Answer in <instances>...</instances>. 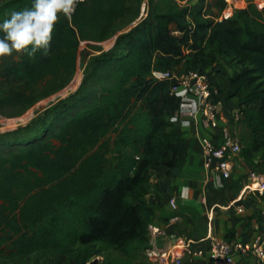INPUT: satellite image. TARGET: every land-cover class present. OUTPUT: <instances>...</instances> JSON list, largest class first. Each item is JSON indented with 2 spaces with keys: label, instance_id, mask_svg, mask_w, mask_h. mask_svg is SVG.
<instances>
[{
  "label": "trees",
  "instance_id": "1",
  "mask_svg": "<svg viewBox=\"0 0 264 264\" xmlns=\"http://www.w3.org/2000/svg\"><path fill=\"white\" fill-rule=\"evenodd\" d=\"M136 1L131 8L125 0H85L71 17L61 14L47 55L19 54L5 65L0 119L21 116L66 87L86 53L82 41L112 38L136 19ZM29 5L5 0L0 15ZM203 7L149 0L150 17L125 36L122 52L96 56L84 69L83 92L47 113L37 133L0 140L1 258L137 264L147 256L155 215L142 196L154 185L152 172L167 168L175 177L188 158L186 140L172 122L179 101L169 81L151 77L153 67L173 69L185 59L187 70L204 72L222 55L235 63L239 70L222 93L233 98L244 90L243 133L238 130L242 144L262 151L264 171V7L251 1L221 21L205 17ZM111 133V143L90 153Z\"/></svg>",
  "mask_w": 264,
  "mask_h": 264
},
{
  "label": "crops",
  "instance_id": "2",
  "mask_svg": "<svg viewBox=\"0 0 264 264\" xmlns=\"http://www.w3.org/2000/svg\"><path fill=\"white\" fill-rule=\"evenodd\" d=\"M209 7L212 10L215 7L214 2H211ZM189 53L190 51L186 52L187 57L190 56ZM18 55L13 52L8 59L13 61ZM8 59L4 64L10 62ZM184 65L185 59L172 68L182 70ZM208 70L216 83L228 89L230 78L239 67L222 55L219 63ZM255 105L259 106L260 100H256ZM237 107L242 106L237 104L234 98H226L222 113L225 116L229 115L231 110ZM172 122L186 140L188 147L186 164L175 177L167 176V168L161 172H152L154 185L149 193L142 196L154 211L153 225H160L167 231L166 237L158 239L156 250L171 255L177 251L182 264H211L209 248L212 239L249 241L264 231L261 220L264 191L255 192L244 188L251 181L250 173L253 170L264 173L261 167L262 151H255L243 143L238 165L231 177L223 179L216 176L213 179L208 177L203 165L204 158L199 140L201 137L214 136L215 129L200 115L193 117L174 112ZM172 197L177 198V210L170 206L169 200ZM172 215H176L178 220L166 226ZM189 239L193 242L186 247ZM200 250L203 251L202 254H198ZM171 255L168 260L161 256L149 258L159 260L162 264H173ZM253 262V256L235 255V264Z\"/></svg>",
  "mask_w": 264,
  "mask_h": 264
},
{
  "label": "built area",
  "instance_id": "3",
  "mask_svg": "<svg viewBox=\"0 0 264 264\" xmlns=\"http://www.w3.org/2000/svg\"><path fill=\"white\" fill-rule=\"evenodd\" d=\"M85 0H78L82 2ZM225 7L223 10L215 12L216 21L230 18L236 11L246 7L251 1H254L259 8L264 7V0H223ZM75 6V9L78 5ZM149 9V0H146ZM209 1H204L203 13L205 17L211 18L207 13L210 11ZM74 13V12H73ZM104 42V41H102ZM97 42V43H102ZM80 60L73 79L79 77L77 74ZM151 77L159 81H169L171 84V95L179 101V108L176 111L178 115H190L193 117L202 116L211 127L215 129L212 137H201L199 140L203 152V165L208 173V177L216 176L223 179L231 177L235 167L238 165V158L242 152L243 146L239 134V121L241 119V108L237 107L231 110L229 115L222 113L225 95L222 93V87L216 83L209 70L204 72L199 70H161L152 68ZM72 79V80H73ZM71 80V81H72ZM251 181L245 185V189L255 192L264 191V173L253 170L250 173ZM173 210L178 209L177 198L172 197L169 200ZM176 215L170 216L166 226L176 222ZM261 220L264 227V209L261 212ZM151 248L147 250L148 257L161 256L168 260L171 253L156 250V243L160 237H166L167 231L160 225L149 226ZM193 240L189 239L186 247L190 246ZM203 251H198L202 254ZM253 256V264H264V231L258 237L249 241H228L212 239L209 255L211 264H235V255ZM173 264H182L177 251L171 255Z\"/></svg>",
  "mask_w": 264,
  "mask_h": 264
},
{
  "label": "rangeland",
  "instance_id": "4",
  "mask_svg": "<svg viewBox=\"0 0 264 264\" xmlns=\"http://www.w3.org/2000/svg\"><path fill=\"white\" fill-rule=\"evenodd\" d=\"M5 0H0V4L4 2ZM205 0H191V3L193 5H196V7L200 8L202 7V3H204ZM209 6L211 2H214L215 7L210 11H208V15L211 17L210 19L216 21V11H220L219 7V1L220 0H208ZM136 0H125V5H129L131 8L136 5ZM208 6V7H209ZM210 8V7H209ZM217 10H216V9ZM218 12H216L218 14ZM136 19L128 24L126 27L122 28L120 31L116 33L112 38H109L105 40L102 43L97 42H88V41H82L80 45V50H86L85 55H82V60H80L79 67L77 74L79 77L76 79L74 78L66 87L63 89H60L53 93L52 95L42 99L39 101L35 106L27 110L23 115L13 117V118H3L0 119V140L1 139H13L16 136L20 137H29L30 135L37 133L40 130V126L44 124L45 118L47 116V113L49 117L53 112L57 109V107L61 106L62 103L71 100L76 94L83 92L84 86L82 85L86 68L87 70L92 65V61L96 56H99L101 54H109V55H118L123 50V45L125 41V36L128 35L130 32L135 30L137 27L141 26L143 24V21L148 19L150 17V10L147 7L146 0H140L139 5L136 7ZM129 18V15H125L124 17L118 19V23L122 25L127 19ZM97 46V48L95 47ZM193 52L190 51L189 57H191ZM16 56V54H15ZM14 58V55H13ZM8 59V56H5L3 58H0V79L2 78V71L3 67H5L4 62ZM8 61H10L8 59ZM11 62V61H10ZM186 63L184 67L182 68V71H185L188 69L186 67ZM14 86H23V83L15 82ZM80 91V92H79ZM243 93L238 94L237 96L233 97L235 99V102L239 105L242 104V102L245 100V93L244 90ZM241 134L243 133V129H240ZM114 137V133H111L107 135L105 138H103L94 149L90 151H96L99 149L106 141H109L111 143L112 139ZM98 246L104 247L105 252L110 251L109 248H106V246L103 244V242H98ZM98 258H102L99 256ZM47 257L42 255H32L28 257L23 258H15V259H6L0 257V264H47ZM53 260V259H52ZM137 264H162L159 260L151 259L148 256H145L144 258L140 259Z\"/></svg>",
  "mask_w": 264,
  "mask_h": 264
},
{
  "label": "clouds",
  "instance_id": "5",
  "mask_svg": "<svg viewBox=\"0 0 264 264\" xmlns=\"http://www.w3.org/2000/svg\"><path fill=\"white\" fill-rule=\"evenodd\" d=\"M78 0H30V5L0 15V58L13 52L34 57L47 55L56 22L62 14L71 17Z\"/></svg>",
  "mask_w": 264,
  "mask_h": 264
}]
</instances>
